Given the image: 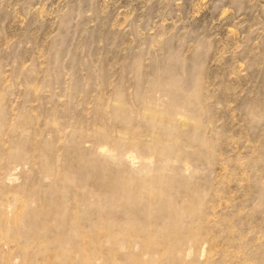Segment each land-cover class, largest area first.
<instances>
[{
  "label": "rangeland",
  "instance_id": "rangeland-1",
  "mask_svg": "<svg viewBox=\"0 0 264 264\" xmlns=\"http://www.w3.org/2000/svg\"><path fill=\"white\" fill-rule=\"evenodd\" d=\"M0 264H264V0H0Z\"/></svg>",
  "mask_w": 264,
  "mask_h": 264
}]
</instances>
